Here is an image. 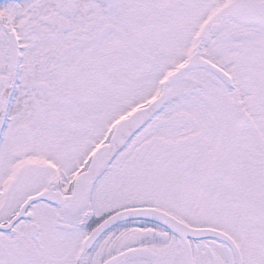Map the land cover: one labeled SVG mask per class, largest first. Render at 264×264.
<instances>
[{"label":"snow or ice","instance_id":"1","mask_svg":"<svg viewBox=\"0 0 264 264\" xmlns=\"http://www.w3.org/2000/svg\"><path fill=\"white\" fill-rule=\"evenodd\" d=\"M0 264H264V0H0Z\"/></svg>","mask_w":264,"mask_h":264}]
</instances>
